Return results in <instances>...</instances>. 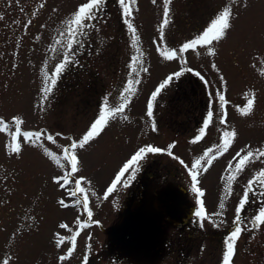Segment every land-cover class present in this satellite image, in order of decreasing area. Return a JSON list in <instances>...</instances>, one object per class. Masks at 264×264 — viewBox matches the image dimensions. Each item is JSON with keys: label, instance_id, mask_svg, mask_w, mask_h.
<instances>
[{"label": "rangeland", "instance_id": "obj_1", "mask_svg": "<svg viewBox=\"0 0 264 264\" xmlns=\"http://www.w3.org/2000/svg\"><path fill=\"white\" fill-rule=\"evenodd\" d=\"M80 2L0 0V118L8 122L11 131L15 130L12 118L19 117L23 121L22 131H43L55 138V143L46 138L26 143L21 136L18 142L22 150L14 154L8 147L9 132H0V264L5 260L9 264H172L170 256L141 254L140 239L129 230L127 218L144 222L148 226L146 233L154 239L173 231L184 234L192 231L193 225L203 231L213 229V235L223 231L226 238L234 227L235 207L248 180L264 168V158L247 164L233 183L232 195L224 199L225 208H219L226 196L221 176L226 177L228 162L245 145L252 150L264 149V0H171V20L165 28L170 48H179L198 35L225 7L232 11V27L222 40L213 44L216 55H209L202 47L189 50L184 55L187 61L184 65L179 60H164L153 43L159 39L163 0L155 4L153 0H136L132 23L140 37L143 66L149 71L136 77L140 83L134 85L136 91L125 109L127 119L122 116L110 119L99 137L75 150L79 170L69 177V185L61 188L52 178L63 176L71 168L57 165L44 154V149L62 157L63 148L82 137L105 102L110 107L118 106L126 81L133 78L129 75L130 58L138 55L131 47V34L122 22L116 0H106L103 8L97 10L96 19L88 21V28L78 36L70 63L45 101L42 92L45 73L50 76L67 54L65 44L57 43L64 39L60 35L65 30L62 22ZM29 20L31 23L27 24ZM213 64L219 72L213 69ZM182 68L194 71H185L157 98L154 118L158 131L153 132L145 115L147 97L166 75ZM221 74L226 86L220 80ZM86 79L96 89L90 102L97 105L89 112L76 110L79 107L74 105L84 102L82 90L86 86H82ZM186 82L190 84L187 91L199 105L192 111H175L170 103H174L173 97ZM217 91L225 95L227 103L223 109L218 100H213ZM253 94L254 106L244 115L240 109ZM209 110L213 118L206 135L192 143ZM225 112L226 124H221ZM188 116L191 119L187 121ZM225 128L236 132L232 146L198 176L199 187L205 193L202 197L205 211L219 227L205 220L201 228L195 217L197 197L191 191L188 171L179 160L190 166L219 142ZM145 144L165 151L148 154L137 165L138 171L144 165L142 172L137 171L127 187L121 184L105 198L115 173ZM169 144H174L171 151L179 160L167 154ZM131 174L126 173L124 179ZM81 178L84 179L80 186L85 192L78 196H87L91 219L75 203L76 197L70 196V191L76 188L75 180ZM139 182L143 186L134 188ZM135 192L140 198L137 208L130 213ZM163 197L168 201L159 202ZM61 199L69 206L61 207L58 203ZM164 204L168 208L160 209ZM261 207L264 188L256 184L240 217L247 230L236 242L233 264H264V225L256 229L250 219ZM217 212L222 215H213ZM95 221L101 222L100 230ZM61 224L67 227L61 228ZM75 233L78 235L73 247L71 237ZM60 238L63 243L58 247ZM107 241L110 246L103 247ZM69 248H73L70 255ZM205 250L204 245L200 253L193 250L185 253L181 264H197ZM223 250L215 249L213 260L207 258L206 263L221 264ZM62 256L64 260L60 259Z\"/></svg>", "mask_w": 264, "mask_h": 264}, {"label": "snow or ice", "instance_id": "obj_2", "mask_svg": "<svg viewBox=\"0 0 264 264\" xmlns=\"http://www.w3.org/2000/svg\"><path fill=\"white\" fill-rule=\"evenodd\" d=\"M157 0H153L155 4ZM106 0H81V2L77 5L74 11L70 14L68 18H66L62 23L65 25V30L60 33V35L64 38L63 40H58L57 43L65 44L67 49V54L64 55L63 60L60 63L55 65L54 71H52L49 76L45 73V86L42 89L43 99L46 101L48 99L49 94L53 91V87L57 83V78L62 75L66 66L70 63V56L72 51H74L73 45L78 46L77 38L80 34L84 33L88 28V21L96 19L97 10L102 9L105 5ZM118 7L121 10V19L122 22L126 25V29L128 33H130V41L131 47L136 50L138 55H133L130 58L129 62V75L133 77L132 79H128L125 83L123 91L120 94L121 103H119L116 107H110L107 102L99 109L97 117L93 122L89 125L85 133L82 137L77 140H72L70 145L63 148L62 157H58L50 152L47 148L44 149V154L53 160L57 165L62 168H67L70 166L71 171H65L63 176H55L53 177V182L58 184L61 188H66L69 183V177H74V174L79 170V159L76 154V149H83L85 145L94 141L97 137L100 136L102 131L107 126L110 119H116L117 116H122L124 119H127V116L124 115L125 109L127 105L131 102V97L134 95L136 88L134 85H138L140 80L137 79L140 75V72H148V68L143 66V51L139 48L140 37L137 34V30L132 23L134 5L136 4V0H116ZM171 0H163V18L161 23L159 24V39L154 40L153 43L156 44V50L160 57H162L166 61H175L179 60L181 65L187 63L184 58L185 53L189 50H197L198 48H204L207 53L211 56L216 55V51L213 47L214 42H219L225 36L228 30L232 27V11L229 7H225L222 11H220L215 18L211 20V22L193 38L188 39L183 42L179 48H170L167 45L165 39V28L170 23V5ZM41 7H44L42 4ZM33 16L35 13L32 14ZM2 19V17H0ZM31 20L27 22L30 24ZM27 24L25 26H27ZM66 42V43H65ZM213 69L219 72V69L215 64L212 65ZM193 72L194 70L191 68H182L181 71H176L166 75L154 88V90L150 93L146 100V112L148 120L151 122L150 127L153 132L158 131V127L154 118V107L157 101V98L162 94L164 90L169 88L176 79L181 77L184 72ZM195 75L199 77L202 81L207 84V81L204 80V77L199 73L195 72ZM221 82L226 86V81L223 75H220ZM50 81V83H49ZM213 100H218L221 108L223 109L226 105L227 101L225 99V95L222 91H217ZM255 103V96L253 94L252 98L247 99V104L244 108L240 109L241 113L247 115L253 108ZM225 118L220 120L221 124H226V112ZM213 112L209 110L207 112L206 118L202 122V126L198 130V135L194 137L191 141L192 143H197L204 138L206 135V130L209 125L212 123ZM13 127L14 131H11L8 122H6L3 118H0V132L8 131L11 136V142L8 145L10 151L14 154H19L21 152V144L18 142L19 137L24 138V142L33 143V142H42V138H46L48 141L55 143V138L50 134H45L43 131H22L21 124L23 121L19 117H13ZM57 135H60L59 133ZM236 136V132L234 130H228L225 128L220 135L219 142L214 147H209L206 149L202 156L196 158L191 165L185 164L183 160H179V157L173 155L171 149L174 147V144H169L167 148V154L172 156L173 159H178L179 162L184 165L187 169L189 177H190V187L191 191L196 194V204L197 209L195 211V217L197 218V223L201 228L204 227L203 221L210 220L213 226L219 227V224L215 220H211V217L205 211L204 202L202 197L204 196V191L199 187V179L198 176L202 174V172H206L207 168L212 165L213 160L217 159L219 155H223L225 152L229 150L232 146L234 138ZM71 139V138H69ZM42 146V144H41ZM165 151L160 147H157L152 144H145L139 146L134 153L130 156L129 159L126 160L119 168V170L115 173L114 179H112L110 185L107 187L105 198L108 197L109 194L113 193L118 186L123 184L124 187L128 186V182H130L135 173L138 171L137 165L140 161L144 160L148 154L151 153H161ZM264 158V149H256L252 150L250 145H245L244 148L240 149L236 152L235 156H233L232 160H230L225 168V173H227L226 177L221 176V179L225 181V192L226 196L221 200L219 204L220 209L225 208L224 199H228L232 195V186L233 183L237 180L238 174L245 170L247 164L252 162L254 159ZM131 172V175H128L126 179V173ZM84 178L79 180H75L76 188L75 190L70 191V196L78 197V194L84 193L85 189L80 185ZM256 184H260L262 188H264V168L258 170V172L248 180L246 187L243 190L242 195L240 196L238 203L235 207V217L232 221L234 227L231 228L229 234L224 239V250L222 253L221 264H233V257L236 253V242L239 239L240 235L243 231L247 229L242 226V222L240 220L241 214L245 209L247 203L250 200V194L252 189ZM61 207H68L69 204L65 202L64 199L58 201ZM76 204L81 205L85 211H87V216L89 219L92 217V212L88 210V198L84 196L83 199H76ZM215 216H221V212L214 213ZM252 225L256 229H259L261 225H264V207H261L257 214L250 218ZM87 222H85L86 224ZM220 223H223L221 221ZM85 224H79L78 226L83 227ZM61 228L67 227L64 224L60 225ZM76 235L78 233L73 234L71 237L73 241V247L75 244ZM63 243V238L57 240V246ZM73 251V248L68 249V254L70 255ZM61 260H64L65 257H60ZM3 264H9L8 260H5Z\"/></svg>", "mask_w": 264, "mask_h": 264}, {"label": "flooded vegetation", "instance_id": "obj_3", "mask_svg": "<svg viewBox=\"0 0 264 264\" xmlns=\"http://www.w3.org/2000/svg\"><path fill=\"white\" fill-rule=\"evenodd\" d=\"M83 83L84 84L82 88L86 86L85 87L86 90H82V94L85 95L83 99L84 102L81 103L78 102L77 104L74 105L75 107H79V109L76 110L89 112L90 110H93L94 107L97 105V102L95 101L90 102V100L95 97L96 89L93 87V85H91L92 83L90 82L89 79L84 80ZM187 88H190V84L188 82L184 83L178 89L176 95L174 94L175 95L173 97L174 103H170V104L172 105V107H174L175 111L181 112V111H192L197 109L199 104L195 102L194 100L195 98H193L191 93L187 91ZM190 119L191 117L188 116L187 121ZM143 167L144 165L140 167L138 171L139 174L142 172ZM149 173L151 175V172H147V175ZM142 186H143L142 183L139 182L135 184L134 188L135 187L141 188ZM136 193L138 192H135L134 195ZM78 198L82 200L83 199L82 194L76 197V199ZM161 200L166 202L168 201L166 200L165 197L161 198ZM80 207H82V204ZM163 207L164 209H166L168 208V205L164 204ZM122 208L124 209V205L122 206ZM134 211L135 210H131V209L129 210L130 213ZM82 212L86 213L87 211H85L82 207ZM120 215L124 216V214L122 213ZM89 222H92L90 224H93V221H89ZM95 222H96V226L100 230V228H102L101 222L99 221H95ZM127 223L129 230H133L134 234L137 235V237L140 239V242H138V244L140 245V248L143 250L141 254L144 253L146 255L150 253L151 255H158L161 256L162 258H164L165 255L170 256L171 259L173 260L172 264H181L182 260H185L187 256L185 253H189L192 250L196 251V253H200L201 251L199 250L204 245L206 246L207 250L203 251V253L199 257L197 264H207L206 263L207 258L209 260H213L215 255L214 254L215 249L217 250V248H220L221 250V248H224L225 235H223L224 234L223 231H220V234L218 235H213L212 233L213 229L208 231H203L193 225V228L192 226L190 227V229H192L193 232L187 231L183 234L182 232L173 231L169 235H160L155 237L154 239L151 237L152 234L146 233V231H148V226L144 222L142 223L133 217H128ZM90 224H88V226ZM107 245L108 247L110 246L108 241L105 242L103 247ZM147 261L148 263H150L151 259L147 257ZM212 264H217V263H212Z\"/></svg>", "mask_w": 264, "mask_h": 264}, {"label": "water", "instance_id": "obj_4", "mask_svg": "<svg viewBox=\"0 0 264 264\" xmlns=\"http://www.w3.org/2000/svg\"><path fill=\"white\" fill-rule=\"evenodd\" d=\"M170 174H172L173 172L172 171H170L169 172ZM148 176H150V173L148 174ZM138 200H139V193H136L134 196H133V198H132V200H131V202H130V209L131 210H135L136 208H137V206H138ZM162 201V200H161ZM160 200H159V202H161ZM163 208V206L161 205L160 206V209H162Z\"/></svg>", "mask_w": 264, "mask_h": 264}]
</instances>
